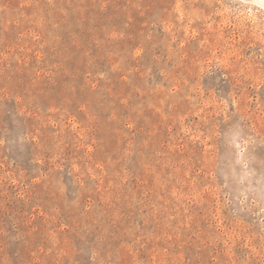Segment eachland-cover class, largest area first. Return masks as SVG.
I'll list each match as a JSON object with an SVG mask.
<instances>
[{
    "label": "rangeland",
    "instance_id": "1",
    "mask_svg": "<svg viewBox=\"0 0 264 264\" xmlns=\"http://www.w3.org/2000/svg\"><path fill=\"white\" fill-rule=\"evenodd\" d=\"M253 1L0 0V264H264Z\"/></svg>",
    "mask_w": 264,
    "mask_h": 264
},
{
    "label": "bare ground",
    "instance_id": "2",
    "mask_svg": "<svg viewBox=\"0 0 264 264\" xmlns=\"http://www.w3.org/2000/svg\"><path fill=\"white\" fill-rule=\"evenodd\" d=\"M243 1V0H242ZM250 1V0H249ZM254 1H256V2H260V3H262L263 5H264V0H254ZM253 1V2H254ZM246 2V1H245Z\"/></svg>",
    "mask_w": 264,
    "mask_h": 264
}]
</instances>
